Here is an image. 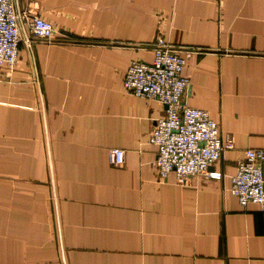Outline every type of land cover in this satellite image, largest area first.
<instances>
[{
    "label": "crops",
    "instance_id": "0c3cea01",
    "mask_svg": "<svg viewBox=\"0 0 264 264\" xmlns=\"http://www.w3.org/2000/svg\"><path fill=\"white\" fill-rule=\"evenodd\" d=\"M14 2L54 37L0 69V264H264V213L229 192L264 149V0ZM159 38L188 58L184 103L234 138L221 180L159 178L167 107L124 88Z\"/></svg>",
    "mask_w": 264,
    "mask_h": 264
},
{
    "label": "built area",
    "instance_id": "2783aa9c",
    "mask_svg": "<svg viewBox=\"0 0 264 264\" xmlns=\"http://www.w3.org/2000/svg\"><path fill=\"white\" fill-rule=\"evenodd\" d=\"M53 37L51 22L21 10L14 0H0V69L11 72L16 68L22 43L31 49L34 40L50 42ZM187 59L159 38L153 61L131 62L124 77L127 92L167 107L166 115L155 122L150 135V143L157 148L154 166L161 180L174 174L181 186L203 174L221 180L223 174L210 169L221 161L225 151L234 149V138L222 134L208 111L184 103L190 86L184 75ZM119 162L120 150H112V165ZM229 192L240 206L253 204L264 213V149L245 152L231 177Z\"/></svg>",
    "mask_w": 264,
    "mask_h": 264
}]
</instances>
